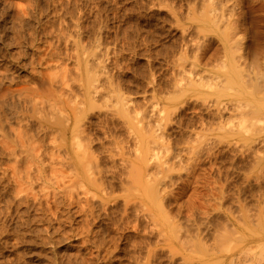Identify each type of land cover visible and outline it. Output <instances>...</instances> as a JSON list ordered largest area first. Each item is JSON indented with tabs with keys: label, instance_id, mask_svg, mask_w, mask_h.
Here are the masks:
<instances>
[{
	"label": "rangeland",
	"instance_id": "374dc122",
	"mask_svg": "<svg viewBox=\"0 0 264 264\" xmlns=\"http://www.w3.org/2000/svg\"><path fill=\"white\" fill-rule=\"evenodd\" d=\"M0 34V264H264V0H0Z\"/></svg>",
	"mask_w": 264,
	"mask_h": 264
},
{
	"label": "bare ground",
	"instance_id": "6f19581e",
	"mask_svg": "<svg viewBox=\"0 0 264 264\" xmlns=\"http://www.w3.org/2000/svg\"><path fill=\"white\" fill-rule=\"evenodd\" d=\"M1 37H2V35L0 34V40H1ZM2 38H3V37H2ZM3 40H4V39H3ZM3 40H2V41H3ZM4 42H5V41H4ZM2 43H3V42H2ZM9 62H11V61H9ZM8 64H9V63H8ZM8 64H7L6 66L9 67L10 65H8ZM12 65H13V64H12ZM12 65H11V66H12ZM26 65H27V64H26ZM26 65H25V67H26ZM11 66H10V67H11ZM13 66H14V65H13ZM30 66H32V65L30 64ZM0 67H1V66H0ZM3 67H5V66H3ZM14 67H15V66H14ZM14 67H13V68H14ZM5 68H6V67H5ZM13 68H12V69H13ZM12 69H10V70L13 71ZM15 69H16V68H15ZM15 69H14V72L16 71ZM10 70H9V71H10ZM1 71L4 72V71H6V70H5V69L0 70V73H1ZM9 71H8V72H9ZM11 71H10V73L12 74ZM240 71H241V70H240ZM8 72H7V73H8ZM183 72H184V71H183ZM10 73H9V74H10ZM92 73H95V72H92ZM238 73H240V72L238 71ZM241 73H244V72L241 71ZM241 73H240V74H241ZM1 74L4 75V73H1ZM11 74H10V75H11ZM14 74H15V73H14ZM14 74H13V75H14ZM96 74H97V73L92 74V78H93L94 75L96 76ZM240 74H239V75H240ZM3 75H2V76H3ZM173 75H174V73H173ZM243 75H244V74H243ZM2 76H1L0 78H2ZM95 76H94V77H95ZM178 76H179V75H177V78H178ZM8 77H9V76H8ZM49 77H50V76H49ZM66 77H67V76H66ZM175 77H176V76H175ZM242 77H246V76H242ZM256 77H258V75H256ZM261 77H262V76H261V74H260V75H259V78H257V79H258L257 83H255L256 86H255L254 84H253V85H254V87H256V88H257V86H259V87L257 88V89H259L258 93H259L260 95L263 93L262 95H263V97H264V90H263V89H264V86H261V85L258 84L259 81H261L260 84H263V83H264V81H262V80H264V78L262 77V79H261ZM4 78H5V77H3L2 79H4ZM51 78H52V77L49 78V81H50ZM53 78H54V77H53ZM60 78H65V75L62 76V77H60ZM60 78H59V82H60V80H61ZM95 78H96V77H95ZM191 78H192V76H191ZM200 78H201V77H200ZM7 79H8V78H7ZM93 79H94V78H93ZM96 79H97V78H96ZM173 79H174V78H173ZM192 79H193V78H192ZM244 79H245V78H244ZM253 79H254V78H252V80H253ZM259 79H260V80H259ZM0 80H1V79H0ZM51 80H52V81H51L50 83L52 84V82H53L54 79H51ZM174 80H175V79H174ZM190 80H191V79H190ZM190 80H189V81H190ZM200 80H202V78H201ZM200 80H199V81H200ZM241 80H242V78H241ZM252 80H251V81H252ZM12 81H13V79L11 78V79H10V82H12ZM40 81H41V80H40ZM43 81H44V80H43ZM56 81H57V80L55 79V81H54V83H53L54 85H55V82H56ZM62 81H63V79H62L61 82H60V83L63 85L62 87L64 88V86H66V88L68 87V89H66V88H64V89H66V90H71V89H69V88H70L69 85H67V83H66L68 80L65 78L64 82H62ZM65 81H66V82H65ZM88 81H89V79H88ZM90 81H91V80H90ZM108 81H109V79H108ZM110 81H111V79H110ZM110 81H109V82H110ZM175 81H177V80H175ZM175 81H174V82H175ZM178 81H179V80H178ZM178 81H177V82H178ZM195 81H196V80H195ZM202 81H203V80H202ZM242 81H243V80H242ZM95 82H97V81H95V79L92 80V82H90V83H91V84H90V87L88 88V93H89V95H90L91 97H92L93 95L95 96V95L100 91V89H99V91L97 90L98 88H97V86L95 85V84H97V83H95ZM192 82H193V80H192ZM192 82H191V84H188L189 87H190V86H191V87H192V86L195 87L196 84H194V83L192 84ZM246 82H247V81H246ZM246 82H245V85H247ZM255 82H256V81H255ZM262 82H263V83H262ZM28 83H29V80H28ZM41 83H42V82H41ZM57 83H58V82H57ZM65 83H66V85H65ZM106 83H107V82H106ZM188 83H190V82H188ZM199 83H200V82H199ZM199 83H198V84H199ZM250 83H251V82H250ZM252 83H253V82H252ZM29 84H30V83H29ZM114 84H115V83H112V87L114 86ZM198 84H197L196 86H200V85H198ZM200 84H201V83H200ZM203 84H204V82H203ZM203 84H202V85H203ZM227 84H228V83H227ZM1 85H2V84H0V86H1ZM25 85H26V84H25ZM27 85H28V84H27ZM110 85H111V83H110ZM174 85H175V84H174ZM178 85H179V84H178ZM23 86H24V85H23ZM31 86H32V85H31ZM175 86H176V85H175ZM205 86H206V84H205ZM226 86H227V85H226ZM226 86H225V87H226ZM247 86H248V85H247ZM24 87H25L24 89L27 90L28 86H24ZM112 87H111V88H112ZM248 87H251V85H249ZM21 88H22V90L19 89V90H20V91L18 90L19 92L26 91V90H23V87H21ZM33 88H34V87H33ZM107 88H108V87H107ZM107 88H106V89H107ZM109 88H110V87H109ZM111 88H110L109 90H111ZM114 88H115V87H114ZM114 88H113V89H114ZM192 88H193V87H192ZM197 88H198V87H197ZM200 88H201V87H200ZM251 88H253V86H252ZM0 89H1V87H0ZM28 89H29V88H28ZM103 89H104V88H103ZM116 89H118V87H117ZM260 89H261V90H260ZM30 90H32L31 87H30ZM86 90H87V89H86ZM72 91H73V90H72ZM97 91H98V92H97ZM106 91H108V90H106ZM260 91H262V92H260ZM19 92H18V93H19ZM32 92H33V91H32ZM35 92L37 93V92H39V90L37 91V89H36ZM69 92H70V91H69ZM69 92H68V93H69ZM121 92H122V90H121ZM188 92H190V91H188ZM250 92H252V91L250 90ZM25 93L27 94V92H25ZM25 93H23V95H24ZM39 93H40V92H39ZM70 93H71V92H70ZM88 93H87V94H88ZM110 93H111V92H110ZM20 94L22 95V93H19V96H18V97L21 96ZM98 94H99V93H98ZM98 94H97V95H98ZM100 94H101V93H100ZM259 94H257V95H258L259 97H261ZM23 95H22V96H23ZM28 95H29V94H28ZM72 95H73V94H72ZM97 95H96V96H97ZM122 95H123V93H122ZM22 96H21V97H22ZM24 96H26V97L28 98L27 95H24ZM24 96H23V98H25ZM30 96L32 97V99H31L30 101H33V102H31V103H33L34 105H35V104L38 105V101L40 100V102H41V101L43 100V98H44V97H41V96H43V93H42L41 96H40V95H39V96H34L33 94H30ZM31 97H30V98H31ZM73 97H74V96H73ZM91 97H90V98H91ZM263 97H261V98H263ZM23 98H22L21 100H23ZM27 98H25V99L27 100ZM68 98L70 99L69 96H68ZM87 98H89V97H87ZM95 98H96V97H95ZM95 98H91V100H92V99H95ZM25 99H24V100H25ZM47 99H49L48 96H47ZM125 99H126V98H125ZM91 100H89V101H90V102H89L90 105H92V104L97 105L96 102H94V101L92 102ZM28 101H29V100H28ZM28 101H26V102H28ZM30 101H29V103H30ZM87 101H88V100H87ZM95 101H96V100H95ZM26 102H25V103H26ZM44 102H45V104H46V101H45V100H44ZM50 102H51V101H50ZM50 102L47 101V103H50ZM91 102H92V104H91ZM41 103L44 104L43 101H42ZM41 103H40V104H41ZM33 104H32V105H33ZM40 104H39V105H40ZM50 104H51V103H50ZM247 104H248V105H247ZM247 104H246V102H245L244 107L241 106L242 109H244V110H242V113H240L241 108H238V110L240 109V110H239V113H240V114H238V117H240L241 114H242V117H244L243 119H246V120L241 119V120H242V123H241V120H240V125H241V124L244 125V122H245V121L248 122V124L245 123L244 126L241 125V126H243V127H240V129H241V128H242V129H241L240 131H238V132H240V133L243 132V134H248V133L251 132L252 129H253V130L255 129V130H254L255 133H256V132H259V131H256V130H257V129H256V128H257L256 125H253V122L255 123V121H259L257 118H256L257 120H256L255 118H251V119H253V120H255V121H253V122L250 121V123H251V122H252V123H251V126H249V120H251L250 117H251V116H254V115L250 114V111H247V109L250 108V107H248V106H252V105H250L249 103H247ZM25 105H27V108H28L29 105H28V104H25ZM32 105H30V106H32ZM48 105H49V104H48ZM245 106H247V107H245ZM33 107H34V106H33ZM33 107H32V109H31V108H30V109L33 110ZM88 107H89V106H88ZM238 107H239V106H238ZM35 108H36V107H35ZM126 108H127V107H126ZM254 108H255V107H254ZM236 109H237V108H236ZM250 109H251V112H253L254 114H258V113H260V111L257 110V108H256L255 110H253V111H252L253 107H251ZM34 110H36V109H34ZM88 110H89V108H88ZM91 110H92V109H91ZM224 110H225V109H221L222 112H224ZM238 110H237V111H238ZM29 111H30V110H29ZM29 111H27V112H29ZM78 111H79V110H78ZM78 111H77V112H78ZM85 111H86V110H84V112H85ZM219 111H220V109H219ZM229 111H230V110H229ZM233 111H234V110H233ZM79 112H80V111H79ZM84 112L81 110V112H80V113H81V116H82V114H83ZM87 112H88V111H87ZM87 112H85V113H87ZM89 112H90V110H89ZM126 112H127V111H126ZM128 112H129V111H128ZM128 112L126 113V116L129 115ZM216 112H217V111H215V113H216ZM224 113H226V112H224ZM75 114H76V112H75ZM75 114H74V115H75ZM217 114H218V113H217ZM222 114H223V113H222ZM222 114H219V117H217V118H219V120H220V122H221V126H224V125H222V123L224 122V119H225V118H223V115H222ZM76 115H78V114H76ZM84 115H86V114H84ZM84 115H83V116H84ZM213 115H214V114H213ZM228 115H230V114H228ZM234 115H236V114H234ZM239 115H240V116H239ZM249 115H250V116H249ZM81 116L77 117L78 119L75 118V121H74V122L77 123V125L80 124L81 122H83V124H84V121H82V119H83L85 116H84L83 118H82ZM86 116H87V115H86ZM88 116L90 117V115H88ZM129 116H130V115H129ZM230 116H231V115H230ZM255 116H256V115H255ZM67 117H68V116H67ZM74 117H75V116H74ZM227 117H228V116H227ZM235 117L237 118V116H235ZM235 117H234L233 119L230 117V118L227 119V121L230 120V119L234 120V119H236ZM245 117H249V120H247V118H245ZM85 118H87V117H85ZM215 118H216V117H215ZM215 118H214V119H215ZM76 119H77L78 122L76 121ZM67 120H68V119H67ZM70 120H71V118H70ZM84 120H85V119H84ZM232 120H231V121H232ZM202 121H203V120H202ZM202 121H201V122H202ZM212 121H213V118H212ZM212 121H210V122H212ZM216 121H217V120H216ZM243 121H244V122H243ZM260 121H261V120H260ZM206 122H207V121H206ZM206 122H205V123H206ZM213 122H214V121H213ZM213 122H212V123H213ZM228 122H229V121H228ZM228 122H227V124H226V126H225V127H226V130H225V131L228 130L227 128H228V126L230 125V122H229V123H228ZM158 123H159V124L161 125V127H162V123H161V121L158 122ZM158 123H156L157 126L159 125ZM206 124H207V123H206ZM206 124H205V125H206ZM214 124H215V123H214ZM68 125H69V124H68ZM77 125L74 124V127H73V125H72L71 128L75 129L76 127H78ZM160 125H159V126H160ZM203 125H204V124H203ZM203 125H202V126H203ZM208 125H209V124H208ZM227 125H228V126H227ZM231 125H232V124H231ZM233 125H234V124H233ZM233 125H232V126H233ZM246 125L249 126L248 129H247ZM75 126H76V127H75ZM81 126H82V125H81ZM152 126H153V125H152ZM155 126H156V125H155ZM155 126H154V127H155ZM218 126H219L218 129L221 130V129H222V128L220 129L221 126H220V125H218ZM254 126H255L256 128H255ZM141 127H142V126H141ZM216 127H217V125H216ZM250 127H252V128H250ZM68 128H69V127H68ZM142 128H143V127H142ZM152 128H153V127H152ZM155 128H156V130L153 131L152 133H153L154 135H156V131H157V133L159 134V133L161 132V131L159 132V130H160L161 128H160V127H159V128L155 127ZM230 128H232V127L230 126ZM243 128H244V129H243ZM73 129H72V130H73ZM224 129H225V128H223V130H224ZM150 130H151V129H150ZM230 130H231V129H230ZM242 130H244V131H242ZM162 131H163V128H162ZM252 132H253V131H252ZM19 133H21V132H19ZM19 133H18V134H19ZM22 133H23V132H22ZM25 133H26V132H24V134H25ZM259 133H260V132H259ZM18 134H17V135H18ZM158 134H157V135H158ZM250 134H251V133H250ZM21 135H22V134H21ZM157 135H156V136H157ZM160 135H161V134H160ZM160 135H159V136H160ZM156 136H155V138L157 139L158 136H157V137H156ZM162 136H163V135H162ZM20 137H21V136H20ZM22 137H23V136H22ZM18 138H19V137L17 136V139H18ZM24 138H26V137H24ZM24 138H23V139H24ZM161 138H162V137H160V139H161ZM17 139H15V140L17 141ZM19 140H22V139L20 138ZM19 140H18V141H19ZM16 141H14V142L17 144L18 141H17V142H16ZM24 141H25V140H24ZM27 141H28V140H27ZM18 143H20V141H19ZM27 143H28V142H27ZM9 144H10V143H9ZM16 144L13 143L12 145L14 146V145H16ZM28 144H30V143H28ZM30 145H31V144H30ZM77 145H80V142L77 143ZM3 146H4V147H5V146H6V147H7V146H8V147H11V145H8V144H6V143H4ZM11 148H13V147H11ZM11 148H10V150H11ZM11 151H12V154H14L13 149H12ZM146 155H148V154H144V159H143V163H144V164L146 163V159H147V156H146ZM147 160H148V159H147ZM151 195H153V194H151ZM152 197H153V196H152Z\"/></svg>",
	"mask_w": 264,
	"mask_h": 264
}]
</instances>
